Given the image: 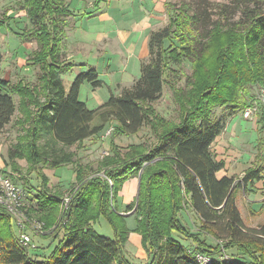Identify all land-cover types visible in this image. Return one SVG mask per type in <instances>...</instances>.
Here are the masks:
<instances>
[{
  "label": "trees",
  "instance_id": "1",
  "mask_svg": "<svg viewBox=\"0 0 264 264\" xmlns=\"http://www.w3.org/2000/svg\"><path fill=\"white\" fill-rule=\"evenodd\" d=\"M23 2L34 27L23 31L21 38L35 39L37 48L27 60L38 66L40 73L33 85L23 81L11 84L0 77V131L19 112L21 117L13 124H19L29 136L30 171L40 179L30 199L35 207L28 211L37 215L45 228H51L63 198L60 191L47 187L43 169L74 164L77 189L70 193L65 217L50 237L53 240L61 228L58 243L42 261L28 252L36 247H24L18 242L10 216L0 209V262L131 264L123 251L128 231L115 205L122 184L142 171L137 201L134 198L127 204L125 212L133 210L135 214L136 231L148 256L144 264H200L195 259L198 252L212 258L206 264H264V223L246 226L235 202L236 191L248 182L259 180L263 167L249 168L240 180L217 178L215 173L224 164L210 150L224 129L226 117L247 105L248 92L243 93L242 89L264 84V0H233L232 7L224 4L218 7L219 15L224 18L233 8L234 13H239L237 21L227 25L229 29L235 26L233 34H236L231 37L229 53L217 49L219 63L229 58L220 64V70L228 69L229 82L219 89H202V99L207 98L208 105L195 104L197 99L187 95L188 91L182 92L185 95L182 99L173 93L178 104L176 122L149 107L161 97L166 79L163 44L165 40L176 41L178 47L171 45L180 49H176L179 59L198 58L212 33V27L205 28L209 21L207 0L182 2L174 9L166 26L149 33L148 59L140 64L139 77L93 109L78 99V92L83 82L92 88L101 86L95 69L76 75L67 91L61 79V74L71 67L62 58L61 49L66 37L65 17L71 16L72 11L64 0ZM2 19L0 26L5 25ZM2 59L0 51V66ZM13 94L18 96L17 105ZM218 106L229 112L215 116L212 110ZM108 125H112L109 153L100 159L101 169L97 170L103 176H90L91 168L77 163L76 154L65 148L80 145ZM144 125L149 126L157 139L148 152L142 150L141 144H130L129 149L121 151L112 140L119 135L136 134ZM38 138L44 140L40 147L36 143ZM7 155L10 160L16 158V152L11 149ZM11 169L23 179L19 170ZM185 210L196 218L198 233L189 232L180 223L181 211ZM102 215L115 233L113 238L98 234L90 225ZM175 235L191 238L195 247L188 249ZM206 236L217 243H208Z\"/></svg>",
  "mask_w": 264,
  "mask_h": 264
},
{
  "label": "rangeland",
  "instance_id": "2",
  "mask_svg": "<svg viewBox=\"0 0 264 264\" xmlns=\"http://www.w3.org/2000/svg\"><path fill=\"white\" fill-rule=\"evenodd\" d=\"M24 0H0V19L3 18V21H8L10 29L7 30L6 28H0V51L2 53L3 59L1 64V70H0V77L9 80L11 82H15L19 79H24L28 84H35L37 82V77L40 73L39 67L33 64L28 63L27 58L29 57L31 51L37 48V44L35 39L30 40H22L20 41L18 38V34L22 32V30H30L34 26L29 22L28 17L26 16L23 2ZM75 0H66V2L70 5L69 7H73L72 4ZM87 1V2H86ZM164 5L163 9H161L158 12L155 13L153 16L152 22L154 26V30L160 29L164 26H166L169 23L170 16L172 15V11L174 9H177L182 5V2H187L191 0H161ZM208 7H207V14H209V21L205 23V28L209 29L211 28L212 33L207 38L206 42V48L205 50L200 54L198 58L189 59V58H181L179 59V55L177 54V47L179 44H177L176 41L170 42V40H165L163 47H164V53L166 54L165 57V76L166 79L163 84V90L161 97L156 101L153 102L149 107L163 116L165 119L169 121L176 122L179 118L178 114V104L174 101L175 97H173V93L175 95H179V98H185V95H181L182 92L188 91L187 95L194 96L195 104L198 106L202 105H208V99L205 98L202 99V89L206 87H216V89H219L218 87L222 84H227L228 81V69L222 68L220 70V64L223 62L226 63V61L229 60L226 56V61H222L221 63L218 62V53L217 49L220 48V52L223 53L225 51L226 54L229 53V44L231 41V37H236V34L234 32V27L232 29H229L227 25L229 23L237 21L239 18V13L236 11L234 13V8L231 12H227L225 14V18L219 15L218 7L221 5H227L229 7H232V1L233 0H207ZM87 5H91L94 3L93 0H85ZM85 3L84 1H78V5H82ZM75 16V15H74ZM72 15L65 17V28L66 32H68L67 37L63 40L62 46L66 45V51H62L61 54L62 58L66 60L68 57V51H72L71 47H75L74 44H72L73 39V30L77 24L75 22L78 20ZM78 17V16H77ZM205 18H208L207 15L204 16ZM206 21V19H205ZM68 23V24H67ZM216 23V24H214ZM80 24V23H79ZM78 24V26H80ZM212 24H214L212 26ZM67 25V27H66ZM208 27V28H207ZM204 28V25H203ZM104 40L103 43L97 44L94 49V53L97 49H101V47H104L103 45L107 46L108 54H111L112 52L117 53L119 55V60L116 65H97V67H88L86 66L84 70L94 68L95 71L100 75L98 76L99 79L102 80V84L100 87L94 88L95 91H98L99 94L103 95L105 98L110 94H117L120 93L122 88L131 86L132 83L139 77L140 74V65L139 67L134 66L132 60L128 63V65L125 67L126 63L125 60L123 61V58L126 56H130L132 53L129 50H126V47L121 48L120 46H116L115 44H107ZM174 44L177 46L173 47L171 44ZM147 46V43L143 46V49ZM86 48L88 47L85 46ZM141 49V45L139 46ZM89 48V47H88ZM103 49V48H102ZM148 49V47H147ZM180 50V49H178ZM148 53V51H147ZM96 54V53H95ZM148 54H146V61L148 59ZM122 58H121V57ZM128 58V57H127ZM126 58V59H127ZM238 58V57H237ZM236 58V59H237ZM68 59V58H67ZM176 59V62L175 60ZM141 61L140 63H142ZM79 66V65H78ZM84 66L83 63L80 64V69ZM97 68V69H96ZM79 69V70H80ZM74 73L77 71V69L73 70ZM72 71V72H73ZM71 72V71H70ZM67 73V72H66ZM97 74V75H98ZM62 75V74H61ZM69 73L64 75L63 79L64 82L69 81ZM104 80V81H103ZM172 85V86H171ZM264 84H257V85H247V89H242V92H248L246 95V98L248 99V102L252 99L253 95L256 93L257 90H259L260 87H262ZM91 86V85H90ZM92 88V87H91ZM174 88V89H173ZM101 89V90H100ZM100 90V91H99ZM84 92V90H83ZM225 92V91H224ZM85 95L83 94V97ZM85 98V97H84ZM13 100L15 104L18 103V98L13 96ZM226 109V108H225ZM222 107H216L212 110V112L215 113L218 111L224 112ZM260 111V109L256 112V114ZM21 115L19 112H15L11 122L6 125L1 131H0V159H2L3 165L12 167L13 169L19 170L20 175L23 179H20L18 177V174L16 176L8 175V178L11 179L14 183H16L18 186H20L23 189V201L30 202L31 197L34 195L35 188L38 187L40 184V179L36 176L34 172L30 171V161L28 160V154H29V136L26 131H24V128L19 124H13L14 120L16 118H20ZM253 119V117H252ZM27 126V125H26ZM108 125L100 134L93 136L92 138L85 139L80 145L76 144L70 147H66V151H70L76 154L77 157V163L79 162L81 165H84L85 167L91 168V174L93 175H99L103 176V173L97 170L101 169L99 166L100 159L103 156L108 155L103 154L104 151L109 150V141L111 139V132L108 136L105 135L106 130L109 129ZM112 131V130H111ZM114 143L121 149V151H126L130 148V144H141L142 150L144 152H148L149 149L156 143L157 139L155 136V133L151 131L149 126L144 125L136 134L131 135H119L114 138H112ZM43 139L38 138L36 140L37 145L42 146ZM11 149L16 152V158L15 159H9L7 158L8 150ZM5 162H8L6 164ZM74 164L70 165H63L60 166L56 171V176H58L63 184L64 187L60 191L62 193V198L64 196H70V193H72L73 190L77 189V184H75V177L73 179V172L74 170ZM96 171V173H95ZM142 171H139L138 176L136 177L138 181H140V174ZM0 173L2 171L0 170ZM22 173V174H21ZM10 176V177H9ZM73 180V181H72ZM74 184V185H73ZM72 189V190H71ZM264 193H262L263 195ZM126 195H129L126 193ZM134 196H137L134 194ZM135 198V202L137 201V198ZM133 198V199H134ZM127 197L126 196H117V212H119V209H122V211L125 209ZM131 202V201H130ZM129 202V203H130ZM128 203V204H129ZM187 206V203L185 204ZM116 207V205H115ZM250 205L244 201L243 198H241L239 203V209L241 213V217L243 219V222L245 225H248L249 227H257L264 223V210L261 212H257L256 209H258V206L256 204H253V212L250 211ZM1 209V208H0ZM2 211V210H1ZM67 209H64L62 207V203H60L58 207L57 215L55 216V219L53 223L51 224L50 229H45V233L43 235L36 236V233L33 231H29L28 233L30 237L32 238V243L36 245V249H29L28 252L31 254V256L38 255L36 257L39 260H44L47 258L50 254L52 249L56 246L59 240V236L61 234V228L58 229V235H55V238L51 240L52 234L54 233L55 229L59 226V224L63 221V218L65 217ZM3 212V211H2ZM27 217L30 219H37V215L32 214L31 212H26ZM122 221L125 226V228L128 231L127 240L125 241L123 245V251L125 258L131 263V264H144L148 260L147 252L145 247L142 244L141 236L136 231V217L133 212V210L124 212ZM9 215V214H8ZM10 216V215H9ZM10 218L13 220L14 223H16L17 217L10 216ZM10 219V220H11ZM40 220V219H38ZM41 221V220H40ZM12 222V221H11ZM180 223L189 229V232L195 234L198 233L197 228V220L194 217L193 214H190L188 211H181L180 216ZM91 227L94 229L95 232H97L100 235H104L107 237L113 238L115 236V233L111 227V225L108 223L107 219L104 215L98 216L95 220H92L90 222ZM16 226V225H15ZM4 229V228H3ZM1 234V233H0ZM3 234V233H2ZM4 235V234H3ZM50 235V236H49ZM38 236L42 237L39 239H36ZM49 236V237H44ZM176 236V235H175ZM44 237V238H43ZM51 237V238H50ZM179 241L182 244H186L189 246H192L191 249H193L195 246V243L192 242L191 238H179L176 236ZM35 238V240L33 239ZM41 239H45L43 242ZM206 240L209 243L215 244L217 243L215 240L210 238L209 236H206ZM201 253V252H198ZM0 264H4L0 262Z\"/></svg>",
  "mask_w": 264,
  "mask_h": 264
},
{
  "label": "crops",
  "instance_id": "3",
  "mask_svg": "<svg viewBox=\"0 0 264 264\" xmlns=\"http://www.w3.org/2000/svg\"><path fill=\"white\" fill-rule=\"evenodd\" d=\"M64 1L69 7L70 5L66 2V0ZM78 1H84L85 6L84 4L78 5ZM93 1L94 3H92V6H89L86 3L87 1L85 2V0H75L72 3L74 6L69 7V9L72 11V15H75L74 17L76 19L78 18V20L75 21L77 22V24L73 30V39L71 41L72 44L75 45V47H71L72 51H68V59L66 58V61L70 62L71 64L70 69L66 71L70 76L69 81L64 82L63 77L67 74L66 72H63L61 75L62 83L66 91L69 89L70 84L72 83L75 76L81 72L86 71L84 70L86 66L97 67V65H116L115 62L117 63V61L119 60V55H117V53L114 54V52L108 54L109 49L107 48V46L103 45L104 47H101V49H97L95 51L96 54L94 53L93 47H95L97 44L103 43L104 40L107 42L106 45L108 43L113 45L115 44L116 46H120L121 48L127 46V48L125 49L131 51L132 54L123 58V61L125 60L124 63H126L125 67L131 60L134 66L137 65V67H139V65L141 64L140 62L144 61L147 58L146 54H148V36L151 31H154L155 26L152 22L153 16L156 12L159 13V11L163 9L164 5L161 0ZM94 5H96V8H94ZM4 22L5 25L0 26V28H6L7 30H9V22ZM78 24L80 26H78ZM23 31L24 30H22V32ZM21 33L18 34V38L20 41H22ZM67 35L68 32H66V37ZM145 43H147V46L145 47V49H143ZM87 45L89 48L85 47ZM140 45L141 49L139 47ZM65 47L66 45L64 44L62 46V51L67 50ZM81 63L84 64L82 69H80ZM74 69H77L75 73L73 71ZM98 76L100 77L99 74ZM19 81L28 83L24 79H19L15 82H9L11 84H15ZM98 89L96 88V90ZM83 94L85 95V98L83 97ZM13 96L18 98L17 95L13 94L12 99ZM108 97L109 95L105 98L103 95L99 94V92L95 91L94 88H91L90 84L87 82H83L80 85L78 99L81 102H84L89 109H93L102 104L107 100ZM228 112L229 111L227 109H225L224 112L218 111L215 113V116L219 117ZM210 150L214 154L215 158L219 161H223L224 164L223 168L215 173V176L217 178L234 177L235 180H240L249 168L256 165H260L263 167L261 171V178L259 180L251 183L248 182L245 187L242 186L236 191L235 202L239 213V203L241 198H243L251 208H253V204H256L258 206V209H256L257 212H261L262 210H264V194L262 195V193H264V106L260 108V111L257 114L255 113L253 115V119H244L240 115V110H237L228 115L225 119L224 129L212 142ZM0 169L5 175H17L12 171L11 167L3 165L2 159H0ZM56 171V168H45L42 171L48 179L47 187L51 191H61L64 187L62 180L58 176H56ZM74 176L75 174L73 172V179ZM138 185L139 181L136 177L129 178L122 184L121 189L118 192V196L121 194V196L127 197L125 204H128L133 200L134 197H136L134 196V194L137 195ZM126 193H128L129 195H126ZM23 202L26 212L29 210V208L35 207L34 201L30 200V202ZM251 208L250 211L253 212V209ZM119 210V213L125 215V209L123 211L122 209ZM190 214L192 213L190 212ZM12 223L15 229V233H17V228L13 220ZM40 238L42 237L38 236L36 239L40 240ZM33 239L35 240V238ZM44 240L45 239H41L42 242ZM186 246L189 249L192 248L193 245Z\"/></svg>",
  "mask_w": 264,
  "mask_h": 264
},
{
  "label": "built area",
  "instance_id": "4",
  "mask_svg": "<svg viewBox=\"0 0 264 264\" xmlns=\"http://www.w3.org/2000/svg\"><path fill=\"white\" fill-rule=\"evenodd\" d=\"M264 106V85L256 91L252 99L240 110V115L244 119H252L253 115ZM108 128V127H107ZM112 130H106L105 135L108 136ZM108 151H104L103 154H107ZM1 170V169H0ZM23 189L14 183L7 175L0 173V208L4 210L10 216L17 217L16 228L18 233V242L28 248H35L36 245L32 243V239L28 233V230L33 231L36 235H43L45 233L44 224L38 219H30L24 208L23 202ZM70 196H64L62 199V207L67 208ZM221 258V257H220ZM223 258H227L223 256ZM195 259L200 264L209 263L212 258L202 253L195 254Z\"/></svg>",
  "mask_w": 264,
  "mask_h": 264
}]
</instances>
